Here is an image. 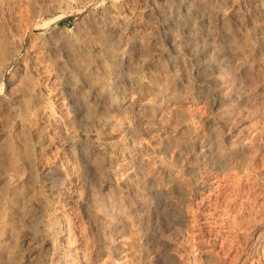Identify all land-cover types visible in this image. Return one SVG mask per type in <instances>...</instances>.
<instances>
[{
    "label": "rangeland",
    "instance_id": "obj_1",
    "mask_svg": "<svg viewBox=\"0 0 264 264\" xmlns=\"http://www.w3.org/2000/svg\"><path fill=\"white\" fill-rule=\"evenodd\" d=\"M227 1L221 90L167 0H0V264H264V0Z\"/></svg>",
    "mask_w": 264,
    "mask_h": 264
},
{
    "label": "bare ground",
    "instance_id": "obj_2",
    "mask_svg": "<svg viewBox=\"0 0 264 264\" xmlns=\"http://www.w3.org/2000/svg\"><path fill=\"white\" fill-rule=\"evenodd\" d=\"M241 10H244L243 3L237 4L227 0L214 5L211 0H167L169 21L177 32L167 36V39L173 47L181 46L197 60L195 65L197 84L213 82L223 90L229 83L232 87L239 86L241 79L249 75L248 66L254 59L241 55L244 48V34L241 32L243 29L239 28ZM259 26H255V29L252 27L249 30L252 35L250 33L249 35L252 37L258 35L259 38L264 36V27ZM119 33L122 34L121 31ZM115 55L123 59L125 53L123 50H117ZM224 69H228L226 74L230 76L229 79L217 76V73L220 74L221 70L224 72ZM231 100L232 97L222 100L224 104L219 106L222 115L228 114L232 109L227 103ZM208 155L205 154L203 157L209 160ZM161 191L166 193L163 188ZM102 205L101 203V209L105 207L102 208ZM108 205L110 207L111 203Z\"/></svg>",
    "mask_w": 264,
    "mask_h": 264
}]
</instances>
